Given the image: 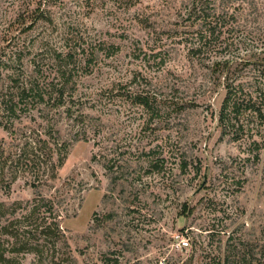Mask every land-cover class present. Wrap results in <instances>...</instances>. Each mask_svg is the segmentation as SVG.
<instances>
[{
  "label": "rangeland",
  "instance_id": "obj_1",
  "mask_svg": "<svg viewBox=\"0 0 264 264\" xmlns=\"http://www.w3.org/2000/svg\"><path fill=\"white\" fill-rule=\"evenodd\" d=\"M29 1L0 0V96L11 95L19 55L31 72L48 46L119 48L110 57L99 51L92 73L75 79L74 98L98 130L71 142L81 127L58 116L72 144L56 179L33 188L36 171L16 164L27 137L47 138L42 114L10 131L0 126V203L56 196L69 211L59 219L64 259L44 264H230L227 256L244 252L245 264L264 263V123L247 112L250 131L240 140L222 135L226 89L218 78L224 60L250 59L233 78L252 90L257 82L255 95L264 88V0H216L235 16L220 31L217 57L201 61L185 41L199 23L177 10L190 0H43L47 15L24 21L37 6ZM136 93L147 95L153 112ZM21 259L39 264L32 254Z\"/></svg>",
  "mask_w": 264,
  "mask_h": 264
},
{
  "label": "trees",
  "instance_id": "obj_2",
  "mask_svg": "<svg viewBox=\"0 0 264 264\" xmlns=\"http://www.w3.org/2000/svg\"><path fill=\"white\" fill-rule=\"evenodd\" d=\"M42 1H29L35 2L38 7L36 6L34 10L29 8L22 16L24 21L26 17L29 18L33 14L42 18L47 15L46 9L40 11L39 4L42 5ZM177 10H180V13L185 11L186 20L199 23L200 26L195 35L189 34L185 38V41L190 44L188 55L199 61L217 57V39L221 29L226 26L230 18L235 16L232 8L227 5L219 7L216 0H190L188 3L179 5ZM70 43L67 51L49 46L43 49L41 55L43 59L34 60L31 72L25 71L24 64L21 62L22 56L18 54L19 57L16 60L18 72L14 71V74L9 77L12 83L11 95L0 96V126L4 130L10 131L15 127L16 122L31 116V113L35 111L43 115L42 119L47 124L48 129L45 133L47 138L41 137L36 140L33 136L27 137L28 140L21 154L16 158L17 165L22 164L37 172H35L36 179L31 182L33 188H38L40 184L57 178L56 172L64 165L71 142L87 141L88 134L98 130L97 125H93L95 118L83 115L81 112L83 102L79 98L77 100L74 98L75 79L78 75L92 73L99 51H104L106 56L110 57L119 50L114 45L105 48L103 44H89L86 48L79 46L76 48V44L72 46ZM44 57L52 61V65L47 69L42 63V61L45 62ZM244 61L249 63L252 60L242 59L235 64L224 60L225 65L218 77L220 85L222 77H225L223 85L226 89L219 114V127L222 135L231 134L233 140H240L246 132L250 131L247 112L256 116L260 123H264V88L260 89L259 95H255L254 93L258 91L257 82L252 84L257 85V88L252 90L249 84L238 81L241 75L238 74L233 78L237 72L241 71ZM212 68L216 83L214 85L217 87V59L213 60ZM133 96H136L137 103L147 108V111L153 112L150 99L145 97L147 95L136 93ZM255 96H262L261 100ZM63 114L67 120L72 119L75 123L73 128H76V125L81 127L80 130L75 131L76 135L71 142L62 137V131L58 128V116L63 117ZM74 115L77 116L74 117ZM38 173L48 175L44 176L45 181L38 178ZM63 205L64 201L57 200L56 196L46 198L42 195H38L26 204L15 202L7 206L0 203V264H21V258L28 254L34 255L39 264H44L47 260H51L52 263L62 261L64 258L59 244L64 240L65 233L59 219L63 211H67L66 217L69 216L67 207L63 208V211L60 209ZM19 210L23 212L18 213ZM262 253L264 256V249ZM248 255L245 252L238 256L234 255L232 257H236L237 260L233 261L229 255L227 262L245 264V260L249 261Z\"/></svg>",
  "mask_w": 264,
  "mask_h": 264
},
{
  "label": "built area",
  "instance_id": "obj_3",
  "mask_svg": "<svg viewBox=\"0 0 264 264\" xmlns=\"http://www.w3.org/2000/svg\"><path fill=\"white\" fill-rule=\"evenodd\" d=\"M182 247H187L189 245L188 241L182 240Z\"/></svg>",
  "mask_w": 264,
  "mask_h": 264
}]
</instances>
